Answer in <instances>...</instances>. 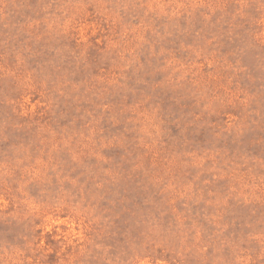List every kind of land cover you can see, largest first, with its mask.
<instances>
[{"label":"rangeland","instance_id":"1","mask_svg":"<svg viewBox=\"0 0 264 264\" xmlns=\"http://www.w3.org/2000/svg\"><path fill=\"white\" fill-rule=\"evenodd\" d=\"M0 264H264V0H0Z\"/></svg>","mask_w":264,"mask_h":264}]
</instances>
